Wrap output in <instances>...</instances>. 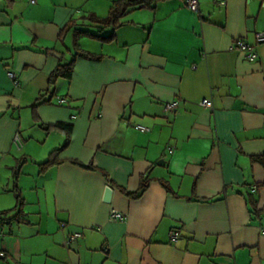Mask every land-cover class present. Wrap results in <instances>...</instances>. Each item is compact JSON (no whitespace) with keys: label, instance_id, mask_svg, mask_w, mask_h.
I'll return each instance as SVG.
<instances>
[{"label":"crops","instance_id":"0c3cea01","mask_svg":"<svg viewBox=\"0 0 264 264\" xmlns=\"http://www.w3.org/2000/svg\"><path fill=\"white\" fill-rule=\"evenodd\" d=\"M113 1L0 0V211L16 205L15 181L26 220L0 215V264H264V167L254 159L264 153L255 37L264 0H198L197 12L160 0L130 9L109 42L75 38V28L109 35L84 17L106 16ZM237 38L255 59L232 48ZM78 49L101 57L76 56L70 78L46 92L50 72ZM58 121L72 124L64 161L42 171L66 140L47 128ZM142 177L140 197L121 191Z\"/></svg>","mask_w":264,"mask_h":264},{"label":"trees","instance_id":"16d2710c","mask_svg":"<svg viewBox=\"0 0 264 264\" xmlns=\"http://www.w3.org/2000/svg\"><path fill=\"white\" fill-rule=\"evenodd\" d=\"M160 1V0H114L108 14L104 17L97 16L95 14H89L85 16L90 24L96 25L99 28H107V27H112L113 30L109 35H100L97 33H93L87 29H78L75 28L73 30V34L75 38H77L80 35H87L92 38H96L97 40L104 41V42H109L114 38V29L120 24L121 18L132 8L135 7H142V6H147L150 8H153L155 4ZM77 23L75 21H71L70 23H67L64 27H62L60 34H59V39H62L63 36L66 34V32L75 27ZM76 56H82L90 59H99L101 56H96L90 52H87L82 49H78L73 57L67 61V62H60L57 64V66L50 72L47 80L48 87L46 89V92L53 94L54 90V85L56 83V80L59 78H67L69 79L72 73L73 69V63L74 59ZM47 128H52L56 129L59 131H62L66 134V140L64 144H62L59 148L54 149L48 156V158L41 162L39 164L40 170H45L49 166L59 163L61 161H64L62 159L58 158V153L62 148H64L69 140V135L70 132L72 131V124L64 121H58L52 126H48ZM255 160L259 161L262 167H264V153L259 154L254 157ZM70 163L76 164L78 166H81L83 168L87 169H97V167H94L92 165L84 164L78 160L75 159H69L68 160ZM17 174V170H14V175ZM150 182V178L148 177H142L140 181V185L137 190L135 191H127L123 188H121V191L127 195L130 198H138L140 197L143 192L146 190L148 187V184ZM161 185L166 189V191L171 192L172 190L170 189L168 183L164 180H160ZM258 185H256L257 188ZM259 186H264V182L260 183ZM14 192H15V197H16V205L14 206L13 209H8V210H3L0 211L1 214L8 215L11 212H14L12 218H14L16 221L21 222V221H26L25 219L21 218V215L23 214V199L19 193V190L17 189L16 182L14 181Z\"/></svg>","mask_w":264,"mask_h":264},{"label":"built area","instance_id":"2783aa9c","mask_svg":"<svg viewBox=\"0 0 264 264\" xmlns=\"http://www.w3.org/2000/svg\"><path fill=\"white\" fill-rule=\"evenodd\" d=\"M29 1L31 3L35 2V0H29ZM186 6L191 11L197 12L199 10V1L198 0H186ZM255 37H256V41L257 42H264V32L256 33ZM232 48L237 49V50H239L241 52H244L247 59L252 60V59H255V57H256V54L253 52L252 47L249 46L248 44H246L240 38H237V39H235L232 42ZM7 74H8V76L10 78H12L14 84H17L15 74L12 71H8ZM177 104H178L177 100L170 101V102L165 104V109L168 110V111H172V110L176 109ZM199 104L201 106L206 107V108H211L212 107V101L209 98H202L199 101ZM134 128L139 130V131H146L147 130V127H145L143 125H140V124L134 125ZM12 142H13V145L15 146V148L17 150H20L22 148V146H23L22 138H21V136H20V134L18 132H16L13 135ZM170 152H172V149H170ZM110 217L111 218H120V219H122L124 217V215L122 213L118 212L117 210L112 209L111 213H110ZM261 231L264 232V226L261 227ZM80 235H81L80 232H74L69 237V240H74L76 237H78ZM177 237H178V232L177 231H172L171 234H170V238L172 240H175V239H177Z\"/></svg>","mask_w":264,"mask_h":264},{"label":"water","instance_id":"95a60500","mask_svg":"<svg viewBox=\"0 0 264 264\" xmlns=\"http://www.w3.org/2000/svg\"><path fill=\"white\" fill-rule=\"evenodd\" d=\"M111 194H112V188L108 185L105 187V190H104V196H103L104 201L109 202L111 198Z\"/></svg>","mask_w":264,"mask_h":264}]
</instances>
